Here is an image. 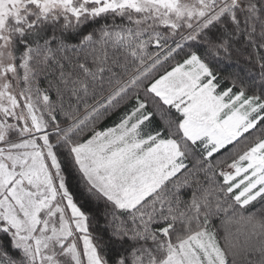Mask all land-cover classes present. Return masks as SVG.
I'll use <instances>...</instances> for the list:
<instances>
[{
    "label": "snow or ice",
    "instance_id": "snow-or-ice-1",
    "mask_svg": "<svg viewBox=\"0 0 264 264\" xmlns=\"http://www.w3.org/2000/svg\"><path fill=\"white\" fill-rule=\"evenodd\" d=\"M97 21L79 44L55 34ZM205 40L213 56L237 42L264 50V0H0V264H237V244L252 240L259 259L246 264H264V212L245 214L264 200V102L218 91L209 63L187 51ZM78 49L87 54L65 55ZM129 97L116 127L90 128ZM154 100L178 114L167 135L142 129ZM249 134L232 171H218L214 157ZM66 165L111 205L110 238L129 242L111 262Z\"/></svg>",
    "mask_w": 264,
    "mask_h": 264
},
{
    "label": "trees",
    "instance_id": "trees-1",
    "mask_svg": "<svg viewBox=\"0 0 264 264\" xmlns=\"http://www.w3.org/2000/svg\"><path fill=\"white\" fill-rule=\"evenodd\" d=\"M106 21H97L89 27H86L77 33L76 31H71L67 33H61L59 29L56 30L57 39L63 44L71 46L79 44L83 37L92 32H98L100 27ZM119 23V21H116ZM40 43H43V40H40ZM165 48L168 45L164 46ZM155 48L150 47L149 52L155 54ZM187 51L197 52L201 54L206 62L209 63L210 68L217 76V85L218 91L223 92L229 88H232L233 94H238L240 90H243L245 97L250 98L254 96L260 97L261 102H264V70L261 69L260 64H264V60L261 57H264V50L256 49L254 50L251 47L244 46L243 42H237L233 45L230 54H225L223 52L216 53L214 56L209 55L208 48L206 45V40L201 41L200 45H193L191 48H188ZM87 54V50H77L76 52H67L65 55L68 56H79L83 57ZM184 54L176 56L174 59L166 62L159 71L155 73L154 78H159L161 74L170 71L173 65L182 62ZM39 84L42 88H47L48 84L45 82L44 77L41 76ZM235 85V87H233ZM143 87V86H142ZM52 95L55 97V89H52ZM103 95H107L105 92ZM136 95L142 101H146V98L139 93ZM100 97L98 96L97 99ZM94 102V101H90ZM135 107V101L131 97L123 100L120 104L114 109L103 112L98 119L94 120L90 128H94L95 131H103L106 129L113 128L117 126L123 117L129 114L132 109ZM151 116L152 120L149 121L146 125L142 126V129L145 133L155 134L157 131H162L167 135V126L169 121H176L178 119V114L174 110L168 109L158 100L154 102H149V107L145 110ZM90 133L86 130L83 134V138H88ZM255 137L249 134L248 140L244 143H237L235 146H229L227 149L222 150L220 153L214 157V163L216 161H221L218 171H221L225 164L229 163L234 155L236 156L240 153V148L244 147V144L249 142V147L254 141ZM238 146H240L238 148ZM248 147V148H249ZM238 148V149H237ZM237 149V150H236ZM235 153V154H234ZM65 174L68 177V186L70 193L74 196V199L79 205H82V210L85 211L87 215L91 218L90 223V232L97 238L99 246L103 250V254L106 258L111 260L115 258L118 254L123 252L129 247V242L121 243L118 240L110 238L111 234V213L113 211L111 205L107 204L102 199H96L94 197H89L85 195L82 182L79 176L73 172L70 166H65ZM202 181L205 179L203 175L201 176ZM216 182L222 184V179L217 176ZM205 187H208V184L205 183ZM236 193H233L235 195ZM186 198V197H185ZM223 199L224 197H220ZM264 212V200L254 202L253 205H250L246 210L245 214L254 213L257 216ZM120 219L123 220L124 217L120 216ZM215 227L220 229V232L225 231L224 217L221 215L217 221H214ZM233 231H235V226L229 225ZM243 238L241 237V240ZM7 238L4 239V244L7 246ZM258 246L256 240L249 241L247 245L237 244L236 252L237 255V264H246V260H255L259 259L258 256L248 255V250L253 247ZM14 252V250H13ZM10 254H13L10 252ZM15 259V255H13Z\"/></svg>",
    "mask_w": 264,
    "mask_h": 264
},
{
    "label": "rangeland",
    "instance_id": "rangeland-1",
    "mask_svg": "<svg viewBox=\"0 0 264 264\" xmlns=\"http://www.w3.org/2000/svg\"><path fill=\"white\" fill-rule=\"evenodd\" d=\"M247 98V97H246ZM248 144H250L249 142H247ZM247 143H245L244 144V147H242V148H240V153L236 156V154L234 155V158L229 162V163H227V164H225V166H223V168H222V170L221 171H232L231 169H228L227 168V165L228 164H230V163H233V162H235L236 160H238L239 159V157L241 156V155H243L244 154V152L245 151H247L248 150V147H249V145L247 144ZM240 146H238V148H239ZM237 148V149H238ZM236 149V150H237ZM242 166H246V165H242ZM239 190H237V192H238ZM237 194V193H236Z\"/></svg>",
    "mask_w": 264,
    "mask_h": 264
},
{
    "label": "crops",
    "instance_id": "crops-1",
    "mask_svg": "<svg viewBox=\"0 0 264 264\" xmlns=\"http://www.w3.org/2000/svg\"><path fill=\"white\" fill-rule=\"evenodd\" d=\"M116 127V126H115ZM98 131V130H97ZM100 131V130H99ZM104 131V130H103Z\"/></svg>",
    "mask_w": 264,
    "mask_h": 264
}]
</instances>
